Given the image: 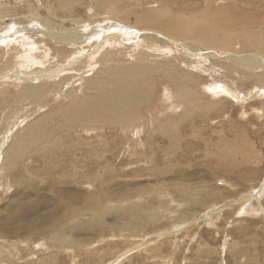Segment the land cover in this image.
<instances>
[{"label": "rangeland", "instance_id": "obj_1", "mask_svg": "<svg viewBox=\"0 0 264 264\" xmlns=\"http://www.w3.org/2000/svg\"><path fill=\"white\" fill-rule=\"evenodd\" d=\"M64 30L84 41L51 35ZM259 31L264 0H0V264H264V69L226 59L263 57ZM166 66L196 74L191 93L179 74L159 77ZM40 71L48 77L28 79ZM149 76L153 96L120 107L143 120L96 122L116 109L122 83ZM206 85L237 100L216 102ZM66 202L77 209L51 214ZM73 214L82 247L60 249L54 230L21 237L42 217L50 228Z\"/></svg>", "mask_w": 264, "mask_h": 264}, {"label": "bare ground", "instance_id": "obj_2", "mask_svg": "<svg viewBox=\"0 0 264 264\" xmlns=\"http://www.w3.org/2000/svg\"><path fill=\"white\" fill-rule=\"evenodd\" d=\"M122 1V0H121ZM104 2V1H103ZM99 5V4H98ZM43 6V5H42ZM104 6H106V5H104ZM43 8V7H42ZM37 10V9H36ZM45 10V9H44ZM111 9H109V11H110ZM38 11V10H37ZM116 11V10H115ZM98 15V14H97ZM100 15V14H99ZM104 15V14H103ZM91 16V15H90ZM111 16V15H110ZM95 17V16H94ZM93 17V18H94ZM96 17H98V16H96ZM108 17V16H107ZM112 17V16H111ZM105 19H106V17H105ZM111 19V18H110ZM94 20V19H93ZM93 20H91V21H93ZM95 21V20H94ZM96 21H97V19H96ZM98 22H100V21H98ZM115 22V21H114ZM113 23V22H112ZM100 24V23H99ZM122 25V24H121ZM190 25V24H189ZM78 26V25H77ZM176 26V25H175ZM117 27V26H116ZM113 28V27H112ZM180 28V26L178 27V28H176V29H179ZM182 29V28H181ZM189 29H191V27H189ZM188 29V30H189ZM199 29V28H198ZM209 29H210V27H209ZM174 30V29H173ZM185 30V29H184ZM188 30H187V35H189L188 34ZM195 30H197V28L195 29ZM195 30H193V33H194V35H198V33L197 34H195ZM96 31H97V29H96ZM96 31L95 32H93L92 34H91V36H93V37H95L96 36ZM167 31H168V29H167ZM170 31V30H169ZM205 31V30H204ZM229 31V30H228ZM231 31V30H230ZM75 32V31H74ZM232 32V31H231ZM230 32V33H231ZM200 33H202L201 31H200ZM204 33V32H203ZM49 34V33H48ZM78 34V33H77ZM167 34V33H166ZM242 34H245V32L243 31L242 32ZM264 34V32H262V31H259V32H257V33H255V37H256V39H257V42L258 43H260V42H262L261 41V36H264L263 35ZM51 35H53V37H54V39H59L60 41H63L64 43H66V44H77V45H80V44H82V42L84 41L82 38L84 37L83 36V34H78V35H70V32H68V31H61V32H55V33H52ZM130 35V34H129ZM133 35V34H132ZM182 35V34H181ZM194 35H192L193 36V39H192V41H195L194 40V38H196L197 39V37H194ZM175 37H177L176 35H174ZM180 36V35H179ZM178 36V38H181V37H179ZM191 36V37H192ZM113 37H115V36H113ZM191 37L190 38H188V39H191ZM13 38V37H12ZM112 38V37H111ZM130 38H131V36H130ZM231 38V37H230ZM229 37H227V39L226 40H223L224 42H227V41H229V39H230ZM115 39V38H114ZM200 39H201V41L200 40H197V43H198V45H200V46H203V47H219V46H221V42H222V40H220V39H216V38H214V39H212V37L211 38H205V37H200ZM205 39L207 40V41H205ZM218 40H220V41H218ZM88 41V40H87ZM153 41V40H152ZM187 41V40H186ZM199 42H201V43H199ZM190 44H187V48H190V49H193L194 48V44L192 43V42H189ZM251 43V42H250ZM264 43V42H263ZM157 44V43H156ZM98 44H96V46H97ZM95 46V47H96ZM160 46V45H159ZM246 45H244L243 46V48L245 47ZM252 46H254L252 43L251 44H249L248 45V48H250V47H252ZM146 47V46H145ZM35 48H38V47H35ZM97 48L98 47H96L95 48V50H94V52H92V55L93 54H96L97 53ZM150 49V48H149ZM111 54V53H110ZM132 54V53H131ZM108 55H109V51H108ZM112 55H113V52H112ZM129 55V54H128ZM142 55H143V53H142ZM210 55H212V56H214V55H216V56H214L215 58H219L220 56V54L218 55V54H213V53H211ZM47 56H49V54L47 55ZM105 57L107 56V53H106V55H104ZM113 56H116V55H113ZM131 56V55H130ZM137 56H138V54H137ZM192 56H196L195 54H193ZM246 56V55H245ZM245 56H241V57H239V58H235V55H227V57H226V59L230 62V63H233V64H235V65H237L238 67H241V68H243V70H249V71H252V70H256L257 68L259 69V68H262V69H264V56L263 57H259V55H253L252 57H249V55H247L246 57ZM3 57V56H2ZM105 57L103 58L104 59V61H105V67L108 69L110 66H112V60H106L105 59ZM134 57V56H133ZM136 57V56H135ZM49 58L50 57H48V59H47V61H49ZM137 58V57H136ZM145 58V57H144ZM144 58L142 57V56H140V58H139V60H138V62H141V63H146V61L147 60H144ZM102 59V60H103ZM112 59V58H111ZM145 59H147V58H145ZM131 61V60H130ZM82 62V61H81ZM102 62V61H101ZM137 62V63H138ZM132 65L133 64H135L136 63V61H131L130 62ZM75 64V63H74ZM77 64V66L79 65L78 63H76ZM75 64V65H76ZM114 64V63H113ZM117 66H119L121 63L120 62H117V63H115ZM124 64H125V62H124ZM176 65V64H175ZM145 66V65H144ZM148 66V65H147ZM174 67V66H173ZM176 67H178V65L176 66ZM181 67V66H180ZM69 68V67H68ZM119 68V67H118ZM172 67H168V66H166V68L163 70V74H160V78L162 79V78H167V79H169V80H172V81H174L173 79H172V77H170L172 74H170V73H174V75L176 74H179L178 72H179V70H178V72L177 73H175V70H177L176 68H174L175 70H173V69H171ZM14 69V68H13ZM61 69H65V67L64 68H61ZM77 69V68H76ZM103 70H104V68H103ZM142 70V69H141ZM147 70H148V68H147ZM172 70L174 71V72H172ZM11 71V70H10ZM16 71V70H15ZM33 72V71H32ZM65 72V71H64ZM84 72V70L81 72V73H83ZM56 73V72H55ZM24 74V73H23ZM73 74V73H72ZM105 74H107L106 72L104 73V77H105ZM118 74V73H117ZM147 74H149V75H152L153 73H152V70L151 69H149V71H148V73ZM195 74V73H194ZM194 74H193V72H191V73H180L178 76H179V81H180V83H179V85H181V83L183 84V86L182 87H178V86H176V87H178V88H180V89H183V90H181V93L182 92H184V93H186V92H188L189 91V93H191L192 92V87L193 86H191V83H193V82H195V80H196V78L194 77ZM11 75V74H10ZM9 75V76H10ZM82 75V74H81ZM120 75H121V73H120ZM145 75V74H144ZM196 75V74H195ZM29 75H27L26 77H28ZM102 76V75H101ZM107 76V75H106ZM153 76V75H152ZM156 76V75H155ZM173 76V75H172ZM31 77V78H30ZM48 76L45 74V73H42L41 74V71L40 72H35V73H33L31 76H29V80H38V81H40V79H42V78H47ZM118 78L117 79H115L114 81H120V82H123V81H127L129 78H131V77H125V75L124 76H122V78L120 79L119 78V76H117ZM133 77V76H132ZM175 77V76H174ZM173 77V78H174ZM177 77V76H176ZM178 78V77H177ZM105 79V78H104ZM127 79V80H126ZM138 79H140L139 77L138 78H135L134 79V83H129V84H125V83H122V86H124L125 87V89H122L118 94H116V95H114L112 98H114V99H116L115 100V106H116V109H111V113H108V119H101V120H98V121H96L98 124H103L104 122L105 123H108L107 125H118V124H126V125H128V124H130L131 122H133V121H136L139 117H141V118H139V119H142L143 117L142 116H140L139 114H138V107H134L132 110H131V112H130V114L129 115H127V114H125L124 112H123V110H122V108H120V107H122V102H124V101H126V100H129V98L131 97V98H133V97H135V96H138V97H140L141 96V94L143 93H145V95H147L148 97L149 96H151V91H153V84L154 83H151L152 81V79L154 80V78H151V76H149V77H147V78H143V79H141V81L140 82H138ZM160 79V80H161ZM159 80V81H160ZM105 81H107V80H105ZM109 81V80H108ZM162 81V80H161ZM128 82H129V80H128ZM175 82H176V80H175ZM215 83V82H214ZM213 83V84H214ZM116 84V83H115ZM176 85H178L177 83H176ZM120 86V85H119ZM152 86V87H151ZM206 87H207V89L212 93L211 94V97L213 98V100L214 101H216V102H219V103H221V102H223V101H225V99H222V98H225V97H223V96H229V97H231L232 99H234V100H237L236 99V97H235V95H236V93L234 92V90H232V88H230V87H228V88H226L225 86L224 87H220V86H216L217 88H218V90H219V93H218V91H217V88L216 87H211L210 85L208 86V85H206ZM262 87V86H261ZM264 87V86H263ZM262 89V88H261ZM167 91V90H166ZM178 91V90H177ZM251 91V90H250ZM253 91V90H252ZM256 91V90H255ZM260 91V90H259ZM205 92V91H204ZM153 93H154V91H153ZM206 93V92H205ZM204 93V94H205ZM215 93H217V95L215 94ZM175 94V93H174ZM153 96V95H152ZM151 96V97H152ZM221 96V97H220ZM248 96V95H247ZM183 97V96H182ZM194 97V96H193ZM210 97V98H211ZM238 97V96H237ZM130 98V99H131ZM167 98V94L165 95V99ZM180 99H181V97H179ZM187 98V97H186ZM184 99V98H183ZM198 99H205L203 96L202 97H200V98H198ZM197 99V100H198ZM230 99V98H229ZM124 100V101H123ZM133 100V99H132ZM212 100V99H211ZM244 101L245 100H247V97H245L244 99H243ZM137 101V100H136ZM136 101H134V102H136ZM190 101V100H189ZM201 101V100H200ZM240 101V100H239ZM133 102V101H132ZM143 102H144V100H143ZM193 102V101H192ZM202 102V101H201ZM234 102V101H233ZM183 103H185V104H188V101L186 100V102H183ZM204 103H206V102H204ZM144 105H145V102L143 103ZM182 104V101H180V105ZM233 104V103H232ZM81 105V104H80ZM73 106H75V105H73ZM132 106V105H131ZM135 106V105H134ZM165 106H166V104H165ZM77 107H78V105H77ZM167 107V106H166ZM170 108H165V110H167V111H169V112H171V110L172 111H174V108L176 107L175 105H170L169 106ZM206 107V106H205ZM208 107V106H207ZM206 107V108H207ZM79 108L80 109H84V107L83 108H81L80 106H79ZM85 112H86V114H85V117H86V119H88V102L86 103V106H85ZM200 109H201V107H199ZM140 109V108H139ZM191 109V108H190ZM194 109H196L195 107H194ZM200 109H199V111H200ZM165 110H162V111H165ZM193 110V109H192ZM71 111V110H70ZM74 111H76V110H74ZM73 111V112H74ZM140 111H141V109H140ZM178 111V110H177ZM187 111H188V109H187ZM202 111V110H201ZM72 112V111H71ZM93 112V111H92ZM104 112H108V108H105V111ZM155 112H157L156 114H159V113H162L160 110H159V108H157V109H154V113ZM75 113H77V112H75ZM94 113V112H93ZM142 113V112H141ZM199 113H201V112H199ZM72 114V113H71ZM79 114V113H78ZM84 116H82V118H83ZM92 117V116H91ZM97 117H98V115H97ZM173 117V116H172ZM185 117V116H184ZM190 117V116H189ZM192 117V116H191ZM100 118H101V115H100ZM90 119V118H89ZM96 120V119H95ZM143 120V119H142ZM188 120H190V118L188 119ZM84 122V121H83ZM82 122V123H83ZM85 122H86V120H85ZM188 122V121H187ZM193 122V121H192ZM95 123V122H94ZM73 124V123H72ZM84 124V123H83ZM86 124V123H85ZM141 124V123H140ZM170 124V123H169ZM168 124V125H169ZM142 125V124H141ZM100 126V128L102 127L101 125H99ZM104 126V125H103ZM135 126V125H134ZM95 127V126H94ZM99 128V127H98ZM104 128V127H103ZM108 128V127H107ZM164 127H161V129H163ZM96 129V128H95ZM140 130H141V128L139 127V126H137V131H135L136 132V134H139L140 133ZM160 131H162V130H160ZM164 131V130H163ZM171 131L172 132H174V133H177L179 130H178V128H177V124H174L172 127H171ZM33 140H36L35 138L33 139ZM24 140H22V142H23ZM36 142H37V140H36ZM28 147V146H27ZM23 154V153H22ZM188 176V175H187ZM98 177H100V176H98ZM95 180L97 179V178H94ZM111 184H113L114 185V182L113 183H111ZM110 187V186H109ZM108 187V188H109ZM105 188H107V187H105ZM112 188V187H111ZM113 191V190H112ZM65 192H66V190H65ZM65 192H63V191H59V194L62 196ZM110 192H111V189H110ZM109 192V193H110ZM67 193V192H66ZM80 197V196H79ZM62 198V197H61ZM65 198V197H64ZM67 198V197H66ZM65 198V199H66ZM70 199V198H69ZM44 200V199H43ZM80 200V199H79ZM46 202H47V200H45ZM43 202V201H42ZM53 202V201H52ZM54 203V202H53ZM62 205H60V204H56V206H55V208L54 209H52L51 210V214H53V215H57V214H59L58 216H59V218H62V216H60V212L62 211V210H64V207L66 208V211H69L67 214H69L70 212H73V210L74 209H77V205L76 204H74V203H71V202H66V203H61ZM39 205V204H38ZM54 205V204H53ZM35 206V205H34ZM49 206V205H48ZM81 209H82V211H83V209L84 208H82V207H80ZM27 210V209H26ZM29 211H30V208H29ZM65 211V212H66ZM75 211V210H74ZM28 212V211H27ZM64 212V211H63ZM24 213V212H23ZM82 213V212H81ZM153 213V212H152ZM162 213H164V211H162ZM17 214V213H16ZM24 214H26V213H24ZM155 214V213H154ZM18 215H20V214H18ZM52 215V218L54 217ZM63 215V214H62ZM79 214H73V215H67V217L66 216H63L64 217V219H62L61 221H58V222H56L55 224L54 223H52L51 225V227L50 228H46L44 225H42V224H44V222L47 220V218H45V217H42L41 218V220L37 223L36 222V224L32 227V228H30L28 231H27V236H26V234H25V236L26 237H24V236H21V237H23L24 238V240L25 241H27L28 240V236L29 237H32V235H37V234H41V235H44L45 236V234H42L41 232H45L46 230H51V232H53V230H54V237L57 239L56 241H57V244L60 246V249H62V248H66L67 250H69V249H71V248H74V247H82L84 244H85V240H81V239H75L74 238V235L76 234L75 233V226H72L71 224H74V222H72V221H74V219L75 218H77V216H78ZM95 215V214H94ZM150 215V214H149ZM152 215V214H151ZM15 216V215H14ZM29 216V215H28ZM82 216V215H81ZM96 216V215H95ZM56 217V216H55ZM151 217V216H150ZM25 218V217H24ZM152 218V217H151ZM18 219V218H17ZM20 219V218H19ZM58 220V219H57ZM6 221V220H5ZM8 221V220H7ZM105 222V221H104ZM34 223H35V221H34ZM47 223H48V221H47ZM5 224H6V222H5ZM9 225V224H8ZM32 225V224H31ZM23 226V225H22ZM25 226V225H24ZM42 226H44V228L42 227ZM47 226V225H46ZM9 227V226H8ZM29 227V226H28ZM64 227H65V230H64ZM15 228V227H14ZM55 228H57V230H58V233L55 231ZM12 230V229H11ZM14 230V229H13ZM16 230V229H15ZM25 230V229H24ZM24 230H22L23 231V233H24ZM10 231V230H9ZM22 231H20V233L22 232ZM37 231V232H36ZM51 232L49 233V235L51 234ZM18 234V233H17ZM11 235V234H10ZM23 235V234H22ZM65 235V236H64ZM12 236V235H11ZM18 236H19V234H18ZM64 236V237H63ZM63 237V238H62ZM12 238V237H11ZM22 239V238H21ZM52 239V238H51ZM54 240V239H53ZM27 243V242H26ZM32 243V242H31ZM44 245V244H43Z\"/></svg>", "mask_w": 264, "mask_h": 264}]
</instances>
